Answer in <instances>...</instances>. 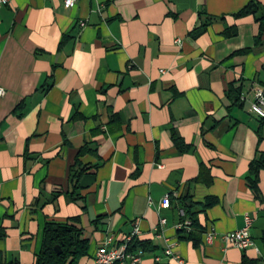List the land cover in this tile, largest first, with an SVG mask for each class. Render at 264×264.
Returning <instances> with one entry per match:
<instances>
[{
  "label": "crops",
  "instance_id": "crops-1",
  "mask_svg": "<svg viewBox=\"0 0 264 264\" xmlns=\"http://www.w3.org/2000/svg\"><path fill=\"white\" fill-rule=\"evenodd\" d=\"M63 1L0 9V264H35L48 223L82 230L88 249L76 264H93L106 235L133 223L143 264H175L164 239L184 264H264V172L258 198L246 185L264 149L248 113L264 86V29L256 45L254 18H232L251 1L264 16V0ZM76 162L88 171L71 194ZM207 199L216 202L201 212ZM183 200L201 212L197 246L176 229ZM244 215L253 247H226L220 236Z\"/></svg>",
  "mask_w": 264,
  "mask_h": 264
},
{
  "label": "trees",
  "instance_id": "trees-1",
  "mask_svg": "<svg viewBox=\"0 0 264 264\" xmlns=\"http://www.w3.org/2000/svg\"><path fill=\"white\" fill-rule=\"evenodd\" d=\"M260 10V5L251 1L240 11L232 15V18L235 20L245 17L254 18V20L258 23V34L255 39L256 45L259 43L262 31L264 29V16L262 15L261 17H256ZM220 20L222 19L220 18ZM224 35L226 37H233L236 35V29L234 27L226 28L224 30ZM240 91L241 88L233 87V84L228 87L227 98L231 105H238ZM263 129L264 119H258V128L256 129V134L259 143L263 141L261 136ZM85 151H87L86 148L82 147V149L79 151V154H83ZM87 171L88 168L81 167L77 162L74 164V166L70 167L68 181L72 185L71 194L76 193L77 189L79 188L78 180L80 176ZM260 172H264V149L258 150L256 158L249 163L247 170L246 185L250 192L257 198L260 196V192L258 190V177ZM74 199L75 198L72 197V200ZM215 202L216 201L213 199H207L203 205H200V211L203 212L206 208L213 206ZM181 206L185 218L190 221V228L189 230L182 229L178 231L180 234V239L190 241L194 246H197L199 242V235L203 232V229L199 225L196 218V215L200 211H192L191 208H193V205L186 203L184 200L181 202ZM261 244L263 247L264 259V233L261 236ZM139 247L145 250L143 244H139ZM87 249L88 240L83 237V232L81 229L68 225L48 223L45 224L43 228L41 248L36 258L35 264H76L77 260L86 254ZM58 251H60V254L57 253ZM243 264L253 263L249 261H243Z\"/></svg>",
  "mask_w": 264,
  "mask_h": 264
},
{
  "label": "built area",
  "instance_id": "built-area-1",
  "mask_svg": "<svg viewBox=\"0 0 264 264\" xmlns=\"http://www.w3.org/2000/svg\"><path fill=\"white\" fill-rule=\"evenodd\" d=\"M9 0H0V9L7 6ZM74 6L73 0H64L63 7L70 9ZM5 92L0 88V98L4 96ZM240 101H244V97H240ZM248 113L257 119H264V86L255 87L252 91V98L249 102ZM150 204V203H149ZM170 206L169 197L166 196L162 200L160 207L168 209ZM179 216L183 221L177 225V230L190 228V221L185 218L183 210L179 211ZM165 219L159 220L160 227L165 225ZM253 223L252 217L244 215L243 225L239 230L231 233H226L220 236L221 241L226 247H232L241 251L253 247V242L250 236V229ZM215 233L212 229L205 233V242L210 245L215 239ZM141 239V231L138 223H133L131 230L126 235H118L115 233H108L104 241L95 249L93 255V264H143L144 250L139 248V241ZM122 241H130V258L129 261H122L120 256V249ZM165 248L163 251L164 257L172 260L175 264H184V260L175 255L172 251V245L167 239H164ZM155 263H159L160 259H154Z\"/></svg>",
  "mask_w": 264,
  "mask_h": 264
},
{
  "label": "bare ground",
  "instance_id": "bare-ground-1",
  "mask_svg": "<svg viewBox=\"0 0 264 264\" xmlns=\"http://www.w3.org/2000/svg\"><path fill=\"white\" fill-rule=\"evenodd\" d=\"M129 250H130V241H122L121 249H120V256L122 258V261H129L130 258Z\"/></svg>",
  "mask_w": 264,
  "mask_h": 264
},
{
  "label": "water",
  "instance_id": "water-1",
  "mask_svg": "<svg viewBox=\"0 0 264 264\" xmlns=\"http://www.w3.org/2000/svg\"><path fill=\"white\" fill-rule=\"evenodd\" d=\"M57 253L60 254V251H58Z\"/></svg>",
  "mask_w": 264,
  "mask_h": 264
}]
</instances>
